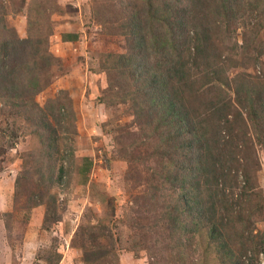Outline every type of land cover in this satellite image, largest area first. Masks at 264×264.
Instances as JSON below:
<instances>
[{"label": "trees", "instance_id": "1", "mask_svg": "<svg viewBox=\"0 0 264 264\" xmlns=\"http://www.w3.org/2000/svg\"><path fill=\"white\" fill-rule=\"evenodd\" d=\"M10 1L0 0V117L36 142L23 155L16 187L26 183L22 204L28 211L44 206V229H50L62 221L55 189L68 185L67 157L76 159L68 144L77 134V117L68 94L45 106L37 100L64 68L50 49L57 9L31 0L23 38L9 17L21 13L26 1ZM263 4L114 0L101 10L94 6L93 17L106 35L124 41L122 52L109 47V38L97 53L93 72L107 75L99 102L107 109H125L102 130L113 134V160L130 164L127 179L135 178L139 187L144 174L145 183L123 219L94 225L96 218L86 217L88 224L79 226L83 264H120V245L137 255L146 246L150 264H190L189 252L197 250L218 264H248L264 254V230L255 233V215L263 206L253 201L259 194L258 148L264 151V78L231 77L234 66L216 34L222 29L224 41L244 11ZM261 26L253 27V35ZM253 35L243 50L253 47L259 62L262 50ZM78 36L64 34L63 39L71 42ZM124 116L133 121L119 123ZM123 224L130 231L127 238ZM59 253L50 252L48 264H59Z\"/></svg>", "mask_w": 264, "mask_h": 264}, {"label": "rangeland", "instance_id": "2", "mask_svg": "<svg viewBox=\"0 0 264 264\" xmlns=\"http://www.w3.org/2000/svg\"><path fill=\"white\" fill-rule=\"evenodd\" d=\"M19 1L21 0H15V4L19 5ZM25 1L22 12L9 17L10 24L23 38L27 36L28 8L32 7L31 0ZM44 1L50 9H57L52 16L55 32L50 38V49L54 55L62 58L64 68L38 94L37 100L45 106L48 101H63L62 98L67 94L70 97L77 117V134L68 145L73 148L76 159L67 157L68 176L65 181H68V185L55 189L60 198L62 221L50 229H44L45 207L39 206L28 211L22 204L25 199L22 189L26 183L20 189L16 187V180L22 170L23 155L36 147V142L23 136L7 117H0V264H48L47 256L55 251L60 252L59 264H83L81 239L76 238V233L80 225L88 224L86 217H95L96 219H92L94 225L99 221L109 224L112 218L123 219L133 205V195L144 190L145 175H142L144 183L139 187L136 186L138 180L130 178L131 176L127 179L130 164L119 159L113 160V134H104L102 130L103 124L114 118L118 112L125 113L123 106L107 109L99 102L104 89L101 86L107 85V75L93 72L99 63L97 53L108 43L109 38V47L118 52L123 50V39L118 35L108 37L100 22H96L93 17L94 6L100 9L104 3L110 4L114 0ZM10 2L4 0L7 5ZM114 13L112 10V15ZM256 24L262 26L253 35ZM63 27L78 31L80 40L70 45H60L57 33ZM217 33L221 38L217 40L219 48H224L223 54L234 66L229 70L231 77L241 74L244 75L243 78L255 82H258V78H264V8L254 12L244 11L241 20L227 31L224 41L222 29H218ZM252 35L257 37L256 45L261 46L262 57L259 62L254 61L257 52L253 47L246 52L243 50L245 41L250 40ZM233 96L234 93L232 98ZM132 121L130 116L119 119L122 124ZM258 149L260 168L255 172V179L259 194L253 201L255 203L259 200L263 210L255 215V233L264 230V151L261 147ZM39 155L45 156L43 153ZM241 190L235 193H240ZM120 228L123 238H127L129 228L124 224ZM145 247H141L140 254L137 255L120 245V264H150V253ZM189 253L192 256L190 264H218L215 260H204L200 250ZM263 256L264 254H260L248 264H263Z\"/></svg>", "mask_w": 264, "mask_h": 264}, {"label": "crops", "instance_id": "3", "mask_svg": "<svg viewBox=\"0 0 264 264\" xmlns=\"http://www.w3.org/2000/svg\"><path fill=\"white\" fill-rule=\"evenodd\" d=\"M70 24V23H69ZM63 25V24H62ZM65 25H68V23H66ZM64 29H61L60 30V32H58L57 33V36H59L60 38H59V40H60V42H59V44L61 45H70V44H72V43H74V42H77V41H79L80 40V37H81V35L79 34V32L78 31H75L74 32V30L72 29V28H70V29H68V28H66V27H63ZM71 33H77V34H79V38L76 40V41H64V39H63V35L64 34H71ZM59 49V48H58ZM62 51V50H61ZM62 52H59V54H61Z\"/></svg>", "mask_w": 264, "mask_h": 264}, {"label": "built area", "instance_id": "4", "mask_svg": "<svg viewBox=\"0 0 264 264\" xmlns=\"http://www.w3.org/2000/svg\"><path fill=\"white\" fill-rule=\"evenodd\" d=\"M263 264H264V262H263Z\"/></svg>", "mask_w": 264, "mask_h": 264}]
</instances>
